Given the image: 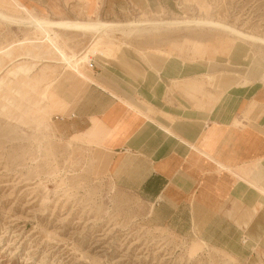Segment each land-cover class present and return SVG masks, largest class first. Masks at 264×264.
<instances>
[{"label":"rangeland","instance_id":"1","mask_svg":"<svg viewBox=\"0 0 264 264\" xmlns=\"http://www.w3.org/2000/svg\"><path fill=\"white\" fill-rule=\"evenodd\" d=\"M100 3L94 16L83 6L26 8L49 20L205 18L264 38V0H173L150 9L127 0L115 20L105 19L106 10L99 17ZM3 7L25 15L12 3ZM54 30L46 40L42 31L0 21V264H264V247L237 257L156 226L150 205L111 181L92 141L55 118L82 81L94 79L89 64L96 62L131 79L151 113L174 97L186 106L168 103L174 113L197 117L203 107L181 82L200 79L205 104L233 81L264 83V43L208 25ZM63 54L77 58L75 67L60 62Z\"/></svg>","mask_w":264,"mask_h":264},{"label":"crops","instance_id":"2","mask_svg":"<svg viewBox=\"0 0 264 264\" xmlns=\"http://www.w3.org/2000/svg\"><path fill=\"white\" fill-rule=\"evenodd\" d=\"M172 1L128 0L148 9ZM97 2L0 0V11L12 3L22 12L20 6L39 13L68 5L83 6L91 14ZM126 3L101 0L98 15L104 17L106 10L104 18L115 20ZM89 65L94 79L87 76L56 115L65 117L63 126L101 151L115 186L148 203L156 226L194 236L237 257L264 247V83L233 81L205 104L200 79L184 80V95L204 110L186 117L168 104L174 97L151 113L153 107L141 99L131 79L126 81L106 62ZM175 102L186 107L185 100Z\"/></svg>","mask_w":264,"mask_h":264},{"label":"bare ground","instance_id":"3","mask_svg":"<svg viewBox=\"0 0 264 264\" xmlns=\"http://www.w3.org/2000/svg\"><path fill=\"white\" fill-rule=\"evenodd\" d=\"M20 9L27 13V16L23 17H14L11 15H7L0 11V21L5 22L10 25L16 26H23V27H30L32 29L44 32L46 36V40L50 39V32L55 31L54 29L58 30H70V31H80V32H94L99 33L101 30L104 29H111L116 26H140V25H165L167 27H175V26H183V25H208L214 27H220L229 31L230 33L242 37L243 39H248L252 41H260L264 43V38L256 37L254 35L245 34L240 32L239 30L227 26L226 24L219 23L215 20L205 19V18H185V19H176V20H162V21H128L125 23H118V22H108L102 21L100 19L96 20H70V19H63V20H49L46 18L37 17L31 15L24 6H20ZM135 29V28H134ZM103 32V31H102ZM62 63L68 65L69 67H75L77 63V58L74 55L67 56L63 54L61 58Z\"/></svg>","mask_w":264,"mask_h":264},{"label":"built area","instance_id":"4","mask_svg":"<svg viewBox=\"0 0 264 264\" xmlns=\"http://www.w3.org/2000/svg\"><path fill=\"white\" fill-rule=\"evenodd\" d=\"M73 116V114H71V117ZM56 119H59V120H63L65 117L61 116V115H56L55 116Z\"/></svg>","mask_w":264,"mask_h":264}]
</instances>
